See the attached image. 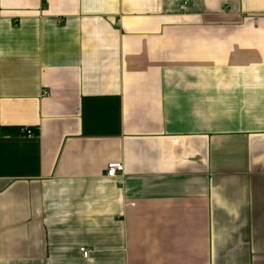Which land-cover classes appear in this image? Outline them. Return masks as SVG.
Masks as SVG:
<instances>
[{
  "label": "crops",
  "instance_id": "obj_1",
  "mask_svg": "<svg viewBox=\"0 0 264 264\" xmlns=\"http://www.w3.org/2000/svg\"><path fill=\"white\" fill-rule=\"evenodd\" d=\"M0 264H264V0H0Z\"/></svg>",
  "mask_w": 264,
  "mask_h": 264
},
{
  "label": "built area",
  "instance_id": "obj_2",
  "mask_svg": "<svg viewBox=\"0 0 264 264\" xmlns=\"http://www.w3.org/2000/svg\"><path fill=\"white\" fill-rule=\"evenodd\" d=\"M182 8H185V5L182 6ZM28 131V134H31V131L29 129H25ZM123 171V165L116 162H111L107 166V175L109 177H116L119 172ZM84 257H88L90 254V250L82 249Z\"/></svg>",
  "mask_w": 264,
  "mask_h": 264
},
{
  "label": "trees",
  "instance_id": "obj_3",
  "mask_svg": "<svg viewBox=\"0 0 264 264\" xmlns=\"http://www.w3.org/2000/svg\"><path fill=\"white\" fill-rule=\"evenodd\" d=\"M30 131L33 134L38 132L37 129L35 131H32V130H30ZM2 132L7 133V134H9V133H11V134H17V133L28 134L27 130L21 131V128H14V127L2 128Z\"/></svg>",
  "mask_w": 264,
  "mask_h": 264
}]
</instances>
